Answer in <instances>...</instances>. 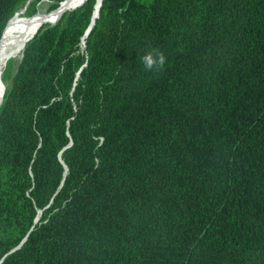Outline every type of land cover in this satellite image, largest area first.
I'll use <instances>...</instances> for the list:
<instances>
[{
	"label": "trees",
	"instance_id": "obj_1",
	"mask_svg": "<svg viewBox=\"0 0 264 264\" xmlns=\"http://www.w3.org/2000/svg\"><path fill=\"white\" fill-rule=\"evenodd\" d=\"M83 2L2 73L0 264H264V0Z\"/></svg>",
	"mask_w": 264,
	"mask_h": 264
},
{
	"label": "bare ground",
	"instance_id": "obj_2",
	"mask_svg": "<svg viewBox=\"0 0 264 264\" xmlns=\"http://www.w3.org/2000/svg\"><path fill=\"white\" fill-rule=\"evenodd\" d=\"M83 1L85 0H66L50 14L38 11L31 17H21V14H15L12 17L0 39V101L5 90V84L2 82L1 77L7 61L10 59L15 61L20 59L23 42L31 37L41 25L47 22L54 23L55 21H49H57L68 8L78 7ZM100 2L101 0H96V10L93 15L94 20Z\"/></svg>",
	"mask_w": 264,
	"mask_h": 264
},
{
	"label": "clouds",
	"instance_id": "obj_3",
	"mask_svg": "<svg viewBox=\"0 0 264 264\" xmlns=\"http://www.w3.org/2000/svg\"><path fill=\"white\" fill-rule=\"evenodd\" d=\"M141 60L146 69L153 70L157 67H163L165 62V57L163 54L153 50L146 52L142 57Z\"/></svg>",
	"mask_w": 264,
	"mask_h": 264
},
{
	"label": "water",
	"instance_id": "obj_4",
	"mask_svg": "<svg viewBox=\"0 0 264 264\" xmlns=\"http://www.w3.org/2000/svg\"><path fill=\"white\" fill-rule=\"evenodd\" d=\"M32 0H27V2H26V4H25V6L20 10V11H18V12H16L15 14H21V13H23L24 11H25V9H26V7L29 5V3L31 2ZM102 1V0H101ZM81 5H83V3L82 4H80L78 7H80ZM100 5H101V2H100V4H99V7H100ZM75 8H77V7H74V8H72L71 10H74ZM98 10H99V8H98ZM69 11V10H68ZM98 17V11H97V14H96V18ZM60 19V18H59ZM58 19V20H59ZM57 20V21H58ZM56 21V22H57ZM94 18H93V16H92V19H91V23H90V25H89V27H88V29H87V31L85 32V34H84V37H83V39L87 36V34L89 33V31H90V29L92 28V26L94 25ZM56 22H54V23H49V24H51V25H53V24H55ZM39 29V28H38ZM37 29V30H38ZM37 30L35 31V33L37 32ZM34 33V34H35ZM34 34L31 36V37H29L27 40H25L24 42H23V45H22V50H23V48H24V46H25V44L34 36ZM82 39V44L84 45V40ZM4 95V94H3ZM1 104H2V100L0 101V106H1Z\"/></svg>",
	"mask_w": 264,
	"mask_h": 264
},
{
	"label": "rangeland",
	"instance_id": "obj_5",
	"mask_svg": "<svg viewBox=\"0 0 264 264\" xmlns=\"http://www.w3.org/2000/svg\"><path fill=\"white\" fill-rule=\"evenodd\" d=\"M61 4V3H60ZM49 5H50V2L48 1V0H43V1H41L38 5H37V9H36V12H38V11H41V12H43V13H45V14H50L52 11H54V10H52V11H50L49 10ZM59 7V6H58ZM72 9V8H71ZM21 10V9H20ZM19 10V11H20ZM67 10H69V8L67 9ZM50 11V12H49ZM20 14V13H19ZM18 14V15H19ZM21 17H26V16H24V12L23 13H21ZM54 21H56V20H52V21H49V22H54ZM45 24H49L48 22L47 23H45ZM45 24H43V25H45ZM1 80H2V77H1ZM3 82V81H2ZM4 84H5V88H8L9 86H10V81L9 80H5V82H3ZM3 97V96H2Z\"/></svg>",
	"mask_w": 264,
	"mask_h": 264
}]
</instances>
